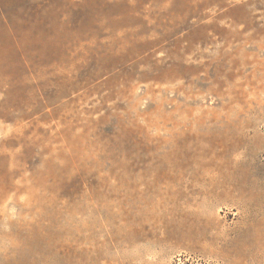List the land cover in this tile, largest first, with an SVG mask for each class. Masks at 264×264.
I'll return each mask as SVG.
<instances>
[{
    "label": "rangeland",
    "instance_id": "1",
    "mask_svg": "<svg viewBox=\"0 0 264 264\" xmlns=\"http://www.w3.org/2000/svg\"><path fill=\"white\" fill-rule=\"evenodd\" d=\"M0 264H264V0H0Z\"/></svg>",
    "mask_w": 264,
    "mask_h": 264
}]
</instances>
